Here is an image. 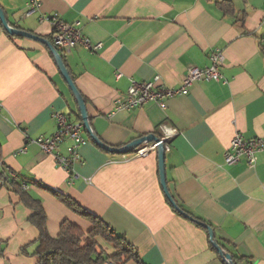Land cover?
Listing matches in <instances>:
<instances>
[{
    "label": "crops",
    "instance_id": "crops-1",
    "mask_svg": "<svg viewBox=\"0 0 264 264\" xmlns=\"http://www.w3.org/2000/svg\"><path fill=\"white\" fill-rule=\"evenodd\" d=\"M27 1L0 0L11 27L51 43V25L40 17L57 15L100 44L96 52L77 45L65 54L93 134L120 149L147 135L160 140L163 126L176 130L164 156L174 202L208 225L241 259L236 264H264V152L252 166L224 162L236 133L264 138V0H227L233 16L223 14L222 0H41L39 12L28 17ZM215 51L224 57L225 84L197 81L186 94L167 99L164 109L156 103L115 108L131 80L159 76L166 88L178 89L190 68L210 65ZM53 111L82 123L51 51L36 40L9 36L0 23V264H36L39 236L28 221L32 211L5 179L41 202L52 238L64 220L83 233L92 227L52 195L57 192L125 237L138 255V262L126 264H224L211 250L208 232L166 199L157 151L143 157L111 153L83 126L88 143L70 183L54 158L29 142L55 133ZM97 243L113 254L109 244Z\"/></svg>",
    "mask_w": 264,
    "mask_h": 264
},
{
    "label": "built area",
    "instance_id": "built-area-1",
    "mask_svg": "<svg viewBox=\"0 0 264 264\" xmlns=\"http://www.w3.org/2000/svg\"><path fill=\"white\" fill-rule=\"evenodd\" d=\"M40 8L41 0H28L25 16L28 17L39 12ZM40 19L50 23L51 40L64 55L70 53L77 45H81L91 52H96L100 47L99 43H92L76 26L62 21L57 15L49 17L42 15ZM209 60L210 65L205 68H190L178 89L166 88L161 83L159 76L144 83L131 80L126 93L115 98L114 106L117 110H130L147 103H156L164 109L167 99L186 94L189 87L197 81H214L225 84L226 80L220 72V67L224 62L223 54L215 51L210 54ZM51 117L56 124L55 133L50 137L40 136L29 140V142L36 144L44 153L51 155L56 164L69 175V182L72 183L77 178L73 167L76 163H81L80 149L88 143V140L82 135L83 124L69 122L67 117L58 111H53ZM162 129L164 135L160 140L165 143V150H168V142L177 135V132L165 126ZM66 141H68L66 152L61 154L59 148ZM25 150L26 147L23 146L17 152L24 153ZM151 152H156V144L153 142L144 143L131 152V157H143ZM262 152H264V138L248 140L241 133H236L224 155V162L227 165L244 162L246 165L252 166L257 161V155ZM10 176L12 179L16 178L14 173H10ZM106 264L114 263L108 261Z\"/></svg>",
    "mask_w": 264,
    "mask_h": 264
},
{
    "label": "trees",
    "instance_id": "trees-1",
    "mask_svg": "<svg viewBox=\"0 0 264 264\" xmlns=\"http://www.w3.org/2000/svg\"><path fill=\"white\" fill-rule=\"evenodd\" d=\"M218 6L224 15H234V8L229 1L222 0L218 2ZM262 40L264 42V38ZM51 43L61 56L63 64L66 67L65 55L53 44L52 40ZM71 79L74 82L72 77ZM1 176L2 173H0V177ZM4 183L13 185V190L18 193L21 202L32 211L28 221L39 233L37 246L33 254L37 257L36 264H106L108 261L114 264H126L128 261L138 262L137 251L124 236L117 234L112 228L97 217L89 214L72 199L57 192H52V195L73 213L88 220L92 227L87 233H83L79 227L70 221L64 220L60 224L58 235L55 238L50 237L46 231L45 214L41 202L33 199L25 191H22L15 183V180L5 179ZM182 212L184 213V211ZM185 214L186 215H182L184 218L190 220L207 232L205 226L208 225L189 213ZM97 238L112 247V255H107L100 249ZM214 240L223 253L230 256L232 264H236L238 260H241L234 256L228 249V246L220 239L214 236ZM210 248L219 256L224 264H227V261L219 255L211 244Z\"/></svg>",
    "mask_w": 264,
    "mask_h": 264
},
{
    "label": "water",
    "instance_id": "water-1",
    "mask_svg": "<svg viewBox=\"0 0 264 264\" xmlns=\"http://www.w3.org/2000/svg\"><path fill=\"white\" fill-rule=\"evenodd\" d=\"M0 23L2 24L4 30L11 36H17V37H22V38H29V39H33L36 40L42 44H44L53 54L54 57V61L57 65V68L60 72V75L62 76L63 80L65 81V83L67 84L68 88L70 89V91L72 92L75 101L77 103L79 112H80V117L83 123L84 128L86 129V131L88 132V134L90 135L91 140L98 145L99 147H101L102 149H105L106 151H109L111 153H118V154H127L132 152L135 148L139 147L140 145L144 144V143H155L156 144V151L158 154V169H159V177H160V183H161V187L163 189V193L166 197V199L169 201V203L171 204V206L173 207V209H175L178 213L185 215L180 209L179 207L176 205V203L174 202L173 198L171 197L168 189H167V185H166V178H165V171H164V156H165V147H164V142L159 140L157 137H155L154 135H147L145 137L136 139L134 141H132L131 143L125 145L124 147L120 148V149H114L111 147H108L106 145H104L98 138L97 136H95L89 126V121H88V117H87V112H86V107L84 104V101L81 97V95L79 94V92L77 91L65 65L63 64L62 58L59 55V53L57 52V50L53 47V45L46 39H42L39 38L31 33H27L25 31L19 30V29H15L13 27H11L8 23L7 20L5 18V15L3 13V11L0 8ZM208 232V236H209V241L210 244L212 245V247L219 253L220 256H222L226 261L227 264H232L231 260H230V256L226 253H223V251L221 250V248L217 245V243L214 240V234H213V230L209 227V226H205Z\"/></svg>",
    "mask_w": 264,
    "mask_h": 264
}]
</instances>
